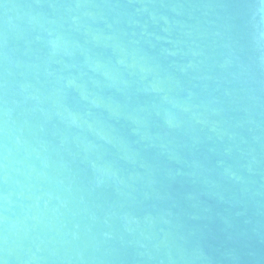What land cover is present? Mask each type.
Listing matches in <instances>:
<instances>
[{
	"label": "water",
	"instance_id": "1",
	"mask_svg": "<svg viewBox=\"0 0 264 264\" xmlns=\"http://www.w3.org/2000/svg\"><path fill=\"white\" fill-rule=\"evenodd\" d=\"M0 264H264V0H0Z\"/></svg>",
	"mask_w": 264,
	"mask_h": 264
}]
</instances>
